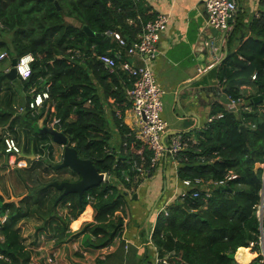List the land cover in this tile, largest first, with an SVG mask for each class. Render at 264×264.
I'll list each match as a JSON object with an SVG mask.
<instances>
[{
	"label": "trees",
	"instance_id": "obj_1",
	"mask_svg": "<svg viewBox=\"0 0 264 264\" xmlns=\"http://www.w3.org/2000/svg\"><path fill=\"white\" fill-rule=\"evenodd\" d=\"M148 10L139 0H0V52L5 51L11 58L27 53L34 56L32 74L27 80H9L6 73L0 72V91H11L12 81H18L26 91L30 86L40 90L42 83L48 82L53 110L45 115L42 112L38 116H24L37 122L44 115L43 126L52 116L59 117L61 131L77 155L91 160L98 172L109 174L108 180L85 191L81 201L77 194H68L54 204L58 190L40 187L56 179L31 187V192L17 202H6L0 195V216L5 215L0 223V264H32V260L33 264H102L112 254L113 250L101 249L113 242L122 226L112 236L108 232L127 214L124 193L118 190L123 187L117 189L115 182L120 179L128 187L121 178V170L128 167L123 162L130 158L121 148L120 153H107L112 125L118 128L122 140L127 131L110 111L108 99L114 98L121 104L129 82L120 69L109 73L96 58L109 48L117 49L116 40L89 36L83 26L101 34L115 30L123 37L131 32L132 37L127 38L130 42L152 17ZM258 10V16L247 22L237 13L226 37L227 54L214 70L226 85V94L242 98L250 110L218 106L221 117L196 132L194 143L187 138L178 157L176 177L180 183L200 178L217 184L210 187L208 198L202 190L193 197L195 189H185L184 196L166 206V214L160 212L156 216L151 241L160 257L168 255L167 264H237L233 254L238 247L253 245L255 249L258 245L260 226L254 210L264 188L262 168L256 167L264 154V0L259 1ZM128 20L134 22L129 24ZM74 50L80 53L79 57L73 56ZM120 50L125 57L122 47ZM253 74L255 79L251 80ZM238 82L249 85L248 93L235 86ZM256 96L262 99L257 105L253 103ZM119 107L121 111L126 109L125 104ZM17 118L12 117L8 103L0 109L1 128L9 126L14 132ZM241 125L246 128V140L240 132ZM23 129L30 131L31 123L24 124ZM38 130L33 129L32 137L25 132L26 142L21 151L28 153L32 149L40 157L46 150L52 158L51 136ZM3 153L0 138V155ZM144 155L148 159L150 152L145 151ZM4 158L7 160L8 155ZM39 165L40 162L33 161L27 168L29 175ZM69 172L79 177L70 169ZM229 173L236 177L226 179ZM51 191L57 194L53 196ZM87 194L92 197L90 204ZM66 203L71 219L79 215V219L88 218V204L93 215L91 221L64 237L67 218L59 214L58 206ZM24 220H31L34 228L35 239L28 245L22 234ZM262 226L264 230V216ZM42 234L52 238L55 247L47 248L39 238ZM36 252L39 257L33 259ZM250 264H262L260 257Z\"/></svg>",
	"mask_w": 264,
	"mask_h": 264
},
{
	"label": "crops",
	"instance_id": "obj_2",
	"mask_svg": "<svg viewBox=\"0 0 264 264\" xmlns=\"http://www.w3.org/2000/svg\"><path fill=\"white\" fill-rule=\"evenodd\" d=\"M139 1L149 8L147 13L151 14L152 17L156 13H165L169 16L166 29L162 32L157 44L158 53L149 62V66L153 70L157 81L165 90L162 96V118L166 121L170 132L179 133L184 138V135L187 134L185 139L188 138L194 143L196 141V132L204 129L213 119L221 117L222 112L218 106L226 107L227 94L224 90L226 85L221 83L214 73L216 66L222 62L221 59L224 57L226 41H222L221 32L217 30L215 32L214 29L207 26L206 10L203 5L204 0ZM236 1L238 6L237 13L238 15L240 14V18L242 17L244 22L258 16L260 0ZM133 22L132 20H128L129 24ZM133 27L137 29L136 24H133ZM141 30L142 27L140 31L137 29V32H139L131 40H135L141 33ZM202 36L206 40H211L216 45L210 56L203 53L201 46L198 45ZM129 37H132L131 32H126L123 38L127 40ZM110 39L114 38H109L108 40ZM109 49L113 50L114 48ZM117 49L120 48L118 47ZM123 51L125 57L127 59L130 58L127 56L124 48ZM208 57L209 59H207ZM133 58L136 64H143V60L140 58ZM2 62H7L5 64L6 67L10 66V61ZM2 83H6V80ZM14 83L12 81L11 85ZM235 86L247 91V93L250 90L246 82H238ZM11 102L10 96L6 98L4 104L6 106V103H8L11 106ZM244 104L247 105V102L244 101ZM19 105L22 104L15 106ZM241 105H239V108H241ZM14 114L18 113L12 107V117H16ZM123 119L125 122L124 126L128 129L127 124H130L131 114L126 109L123 111ZM37 122H39V125H43V119ZM248 124L253 125L254 123L248 122ZM114 125L111 127V140L118 144L120 139L119 131ZM45 126L51 127L49 123ZM23 156L21 154L20 158L17 159L25 162V157L27 156ZM178 165V161L165 160L150 177L144 179L139 186H135V189L127 186L118 189L119 192L124 193V201L127 203V214H123L122 220L119 219L122 221V228L113 242L106 248L101 249L103 251L113 250L112 254L104 259L102 264H167L163 260L166 261L168 255L166 254L161 257L158 255L151 241V234L155 225L156 210H159L160 206L166 202L170 204L175 199H179L183 190H185L176 177ZM262 174L264 185V172ZM129 189L135 190L132 192V195L129 193ZM134 195L136 196L134 197ZM129 198L132 200H129ZM155 202H157L155 212H153L148 220V213ZM87 206L90 208L89 218L81 221L76 229L70 226L71 232L78 230L81 224L91 220L93 209L89 204ZM254 215L260 226L258 245L255 249H253V245L238 247L233 254V258L237 264H250L257 257H260V261L264 264V243L260 241V236L264 232L262 226L264 188L260 191V199L255 206ZM73 221L70 222V225Z\"/></svg>",
	"mask_w": 264,
	"mask_h": 264
},
{
	"label": "built area",
	"instance_id": "obj_3",
	"mask_svg": "<svg viewBox=\"0 0 264 264\" xmlns=\"http://www.w3.org/2000/svg\"><path fill=\"white\" fill-rule=\"evenodd\" d=\"M205 10L207 13L206 24L209 28L217 30L222 33V41H226V37L233 27L235 18L238 11L236 0H204ZM169 16L165 13H156L152 18L142 24V30L139 36L135 40L128 42L115 30H107L104 35L108 38H114L119 45V48H124L127 56L123 57L120 49H108L102 54L96 55V58L102 63L104 68L109 73H114L116 69H120L127 76L129 84L124 89V101L121 104L126 105V110L131 114L130 124L124 134V139L120 137L118 144L112 142L106 149L107 153H120V148L126 157L130 160H124L123 163L128 167L121 170L122 180L128 184L129 188L137 187L141 182L149 177L152 171H155L157 167L165 160L178 161L180 152L187 145L185 139L179 133L170 132L166 121L162 118L163 103L162 96L165 93L164 88L157 81L155 74L149 62L152 61L157 53V44L161 37L162 32L166 29ZM205 44L212 52L215 48V44L211 40H205ZM93 49L94 46H91ZM73 56H80L77 50L72 51ZM133 57H138L143 60V64H136ZM11 57L5 52H0V62L10 61ZM34 56L31 53L24 54L16 58V64L14 65L16 76L18 79L27 80L32 74V62ZM11 68V65L4 69V73H7ZM255 79V75L251 76V80ZM43 87L37 90L34 86H30L27 90L28 99L22 105L15 106V112L18 114H29L31 116H38L42 112L44 115L46 111H52L53 105L50 100L49 83H42ZM89 103L90 100H87ZM108 102L111 104L110 111L114 113V117L117 120H121L119 125H124L123 111H121L119 105L114 98H109ZM242 104V105H241ZM241 105L242 110H250V107L244 104L242 98L234 99L227 95L226 107L230 110H236ZM107 111V109H106ZM42 115L41 119L44 117ZM49 124L52 128L61 131L60 118L52 116ZM254 125H252L253 127ZM0 136L4 145V152L8 155L7 165L10 168H14V165H20V147L11 135L9 126L3 128L0 127ZM137 144L139 145L137 147ZM62 147V146H61ZM114 149V150H113ZM150 152V156L147 159L144 152ZM259 166L264 172V162L262 161ZM104 181L108 180L109 174L103 173ZM108 177V178H106ZM234 173H229L226 179L235 178ZM120 184H119V183ZM116 186L126 187L124 183H121L118 179ZM217 182L204 181L200 178L185 179L181 181V185L184 189H195L192 193L193 197L198 196V191H204V197L210 196V187L216 185ZM186 193L183 190L181 196ZM88 201H92V197L87 194ZM168 203H164L160 206L156 212V216L160 212L166 214L165 208ZM3 221L0 223L4 222ZM260 241L264 243V232L260 236ZM166 263L165 260H163Z\"/></svg>",
	"mask_w": 264,
	"mask_h": 264
},
{
	"label": "rangeland",
	"instance_id": "obj_4",
	"mask_svg": "<svg viewBox=\"0 0 264 264\" xmlns=\"http://www.w3.org/2000/svg\"><path fill=\"white\" fill-rule=\"evenodd\" d=\"M5 64H7V62H2V61L0 62V72H2V71L4 72V69L6 68ZM11 88H12L11 91L6 92V91H4L5 90L4 88L2 89V91H0V109H5L6 106L4 104V101L6 100V98H9L10 96L12 99L11 108L12 107L14 108L15 105L23 104L25 102V100L27 99V96H28L27 91L25 92V90H23L22 86H20L18 81L15 82L13 85H11ZM5 92H6V94H5ZM11 92H12V95H11ZM162 103H163V101H162ZM14 116H16V117L18 116V118H17L18 122H16V124H14V126H13L14 132H11V135H12V137L14 135L17 137V140L19 142L18 145L21 149L22 147L24 148V144L26 142L25 132L27 131L28 136L32 137L33 129H36L37 127L40 128L43 125L42 126L39 125V122H31L30 118L25 117L23 115V113L14 114ZM29 122L31 123L32 129L30 131H29V129H25V131H24L23 125L24 124L28 125ZM50 139L52 141L49 143V145L52 146V154H51L52 158H51V156L50 157L47 156L46 150L44 152H42V154H40V157L37 156L36 154L32 153V149H31L30 154L21 151L19 153V155L22 154L24 156H27V157H25V162L20 161V165L15 164L14 168H10V167H8V165L5 164L4 156L0 155V195L3 196V198L6 202H10V201L17 202V201L21 200V198L27 192H31V189H32L31 187H36V185L38 183H43V182H46V181L51 180V179H56L57 181H62V180H69V179L76 178L75 176L70 174L69 169L65 168V169H61V170L56 171V169L53 168V166H52L53 164L61 161L62 147L59 146L58 144H56L53 141L52 137ZM30 142H31V139H30ZM30 148H31V144H30ZM3 154L5 156L7 155L6 153H3ZM31 160H32V162L37 160L38 162H40V165H39V167H37L35 169V172L33 174L29 175V171L27 168L30 167V165L32 163ZM106 178H108V177H106ZM131 189H135V188L132 187ZM131 189H129L128 191L132 195V192L135 190H131ZM33 192H35V191L33 190ZM51 194L54 196L57 193L51 191ZM129 200H132V199L129 198ZM67 206H69L68 203H66L65 205H59L58 206L59 214H61L65 218H67V229L65 231L64 237H67L68 236L67 234H69V232L72 231L70 229V226L72 228L76 229L78 227V225L81 223V221L84 220V219L77 218L79 216L76 217L77 219L74 218V219H76V220L73 219L74 221L70 217H68ZM4 218H5V215H1L0 216V222L3 221ZM88 218H86V219H88ZM91 220H92V218H91ZM71 221H73V222L70 225ZM24 222H26V223L23 225L22 234L26 239L25 244L28 245L32 241H34V239H35V236L33 234L34 228L32 226L31 220H24ZM83 225H84V223L81 224V226H83ZM39 238L43 239L42 241H45L44 245L49 249L55 247V245H56L52 241V238L46 236L45 234L40 235ZM0 240H1V238H0ZM79 248H81V246H79ZM38 255L39 254L37 252L34 253L33 259L38 258L39 257ZM1 257L2 256L0 255V258ZM32 264H33V260H32Z\"/></svg>",
	"mask_w": 264,
	"mask_h": 264
},
{
	"label": "water",
	"instance_id": "obj_5",
	"mask_svg": "<svg viewBox=\"0 0 264 264\" xmlns=\"http://www.w3.org/2000/svg\"><path fill=\"white\" fill-rule=\"evenodd\" d=\"M54 4L58 7L57 2L55 1ZM204 5V4H203ZM205 7V5H204ZM206 17H207V13H206ZM83 29L87 32V34L89 36H96L99 38H105L108 39L104 34L101 33H94L93 31L89 30V28L84 25ZM215 32H217L216 30H214ZM230 33V32H229ZM228 33V34H229ZM205 40L203 38V36L200 38L199 44L201 46V50H203V53L205 54H211V51L209 49V47L206 46L205 44ZM209 40V39H207ZM227 53V46L225 44L224 46V57L226 56ZM223 58L221 59V61L223 60ZM209 59V57L207 58ZM208 62H210V60H208ZM212 62V61H211ZM16 64V57L11 58L10 60V65L11 68L10 70L6 73V77L9 80H16L17 76H16V71L14 68V65ZM262 99L260 96H256L253 99V103L255 105L261 103ZM39 133H43V134H48L52 137L53 141L58 144L59 146H62V154H61V161L58 163L53 164V168H55L56 170L59 169H70L72 171H74L78 176L79 179L74 180V181H57V180H53L50 183H48L45 186H42L40 188L46 187V186H52L55 189H57L58 191L61 190L60 194L55 198L54 204H56L57 202H59L64 196L68 195V194H77L78 196V200L81 201L82 197H83V193L85 191H87L88 189L92 188V187H96L98 185H100L103 182V173L98 172V170L95 168V166L93 165L92 161L89 159H82L77 155L76 150L69 145L68 143V138L67 136L62 132V131H58L52 127H47V126H42L39 128L38 130ZM240 132L243 135L244 140H246V128L245 126L241 125L240 126ZM256 167H259V163L256 164ZM136 195H134L135 197ZM156 203L152 206V208L150 209L149 213H148V220L150 218V216L153 214V212H155V207H156ZM147 220V221H148ZM122 225V221H118L117 224L113 225L112 230H110L108 232L109 236H112L113 234H115L116 230L118 227H120Z\"/></svg>",
	"mask_w": 264,
	"mask_h": 264
},
{
	"label": "flooded vegetation",
	"instance_id": "obj_6",
	"mask_svg": "<svg viewBox=\"0 0 264 264\" xmlns=\"http://www.w3.org/2000/svg\"><path fill=\"white\" fill-rule=\"evenodd\" d=\"M77 179H79V177H76V178H74V179H72V180H68V181H74V180H77ZM58 192H59V194H60L61 190H59Z\"/></svg>",
	"mask_w": 264,
	"mask_h": 264
},
{
	"label": "clouds",
	"instance_id": "obj_7",
	"mask_svg": "<svg viewBox=\"0 0 264 264\" xmlns=\"http://www.w3.org/2000/svg\"><path fill=\"white\" fill-rule=\"evenodd\" d=\"M103 182H104V180H103ZM116 188L118 189V187L116 186ZM89 202V201H88ZM89 204H90V202H89ZM156 212H157V210H156ZM156 214V213H155ZM156 220V219H155Z\"/></svg>",
	"mask_w": 264,
	"mask_h": 264
}]
</instances>
